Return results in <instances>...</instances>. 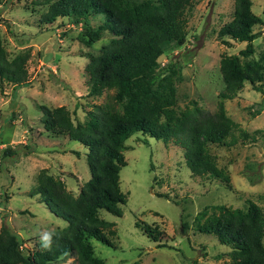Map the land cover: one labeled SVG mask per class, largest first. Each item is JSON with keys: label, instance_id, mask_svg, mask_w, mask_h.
<instances>
[{"label": "rangeland", "instance_id": "obj_1", "mask_svg": "<svg viewBox=\"0 0 264 264\" xmlns=\"http://www.w3.org/2000/svg\"><path fill=\"white\" fill-rule=\"evenodd\" d=\"M7 1H0V42L8 54H27L28 84L12 87L0 82V150L9 146L16 152L14 161L0 165V224L9 226L19 237L22 249L33 253L38 249L37 240L66 224L37 196L28 195L37 171L46 168L74 195L90 175L86 148L69 140L65 133L44 130L40 106L63 105L76 124L85 121L86 111L93 105L106 102L112 90L104 89L99 95L87 93L84 66L87 55L95 54L111 35L105 33L85 46L78 38L84 30L82 22L58 16L45 23L40 16L47 5L38 3L41 0ZM191 1L183 13V43L165 44L157 62L159 67L169 61L179 66L177 109L193 101L211 113L223 86L219 58L234 54L242 61L238 51L245 42L227 39L223 44L216 36L218 28L232 16L233 0ZM250 1L251 11L261 21L252 28L257 37L247 59L264 63V0ZM87 22L95 26L101 16H91ZM254 85L244 82L234 97L223 100L226 114L237 125L233 130L235 142L208 145L215 166L227 176L226 182L191 175L182 149L171 142L163 143L140 132L124 140L126 164L120 168L118 180L126 201L120 206V216L98 211L102 219L114 223L115 232L110 238L112 246L90 241L95 257L104 264H192L193 260L196 264L229 263V247L211 234L198 232L195 221L198 215L203 218L214 212V206L244 209L248 201L259 206L264 216V86L257 91ZM142 223L158 231L160 239L150 240L142 231ZM47 264L76 263L64 255Z\"/></svg>", "mask_w": 264, "mask_h": 264}, {"label": "trees", "instance_id": "obj_2", "mask_svg": "<svg viewBox=\"0 0 264 264\" xmlns=\"http://www.w3.org/2000/svg\"><path fill=\"white\" fill-rule=\"evenodd\" d=\"M40 2L47 5L40 16L42 22H51L58 16L68 17L73 23L82 22L84 30L78 38L85 46L105 33L111 35L95 54L87 55L84 69L88 75V94L99 95L104 89L112 93L106 102L86 111L82 123L73 124L63 105L40 106L44 130L65 133L69 140L86 148L85 161L90 175L74 195L46 168L39 169L27 193L37 196L50 213L66 224L45 233L37 240L38 249L30 253L22 249L17 234L1 223L0 264H47L64 255L71 256L76 264H104L93 255L90 241L112 246L114 223L102 219L98 211L121 215L120 206L126 201V193L119 188L118 172L126 164L122 150L124 140L131 134L140 132L180 147L193 176L206 175L227 181L226 174L215 166L208 145L235 142L233 130L237 125L226 114L223 100L234 97L244 82L257 83L253 88L262 91L264 63L261 59H247L253 52L252 41L257 37L252 28L261 19L251 11L250 0H233L232 16L218 28L216 36L223 44H227V39L245 42L238 51L243 60L234 54L220 56L218 69L223 86L217 94L216 109L210 113L193 101L177 109L175 82L180 79L179 66L169 61L159 67L157 62L165 44L183 43V13L191 0ZM94 15L101 16V22L91 26L87 21ZM26 58L27 54L21 51L8 54L0 42V82L12 87L27 85ZM15 155L11 147H3L0 165L14 161ZM214 209L203 218L196 217V230L213 235L218 243L229 247L228 264H264V216L260 207L248 201L244 209L223 205ZM180 226L181 230L186 228L183 220ZM142 231L154 242L160 239L158 231L148 224H143Z\"/></svg>", "mask_w": 264, "mask_h": 264}]
</instances>
